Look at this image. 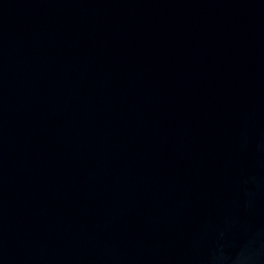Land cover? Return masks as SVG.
Masks as SVG:
<instances>
[{
  "label": "water",
  "instance_id": "obj_1",
  "mask_svg": "<svg viewBox=\"0 0 264 264\" xmlns=\"http://www.w3.org/2000/svg\"><path fill=\"white\" fill-rule=\"evenodd\" d=\"M0 264H264V0H0Z\"/></svg>",
  "mask_w": 264,
  "mask_h": 264
}]
</instances>
